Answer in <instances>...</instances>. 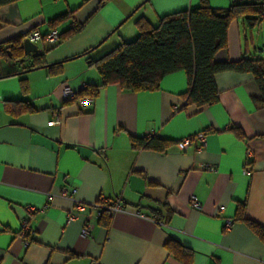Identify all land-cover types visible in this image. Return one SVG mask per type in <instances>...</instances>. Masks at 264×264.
<instances>
[{
    "label": "crops",
    "instance_id": "0c3cea01",
    "mask_svg": "<svg viewBox=\"0 0 264 264\" xmlns=\"http://www.w3.org/2000/svg\"><path fill=\"white\" fill-rule=\"evenodd\" d=\"M201 1L109 0L98 9L99 0H18L0 8V44L35 30L62 34L72 21H86L56 44L38 42L46 64L61 62L60 71H25L31 55L0 56V264H185L166 248L171 238L193 251L190 264H264V236L237 219L245 203V217L264 228V104L256 102L262 94L252 73H217L219 98L202 107L182 96L183 70L164 76L157 90L99 86L83 105L63 94L67 85L79 91L101 84L88 59L135 39L139 18L156 24ZM233 1L207 0L215 8ZM68 11L72 17L51 28ZM252 16L259 18L253 25L244 15L230 22L216 61L264 58V17ZM200 131L207 133L203 149L196 140L178 148L177 141ZM133 136L171 144L137 150ZM101 197L121 205L109 227L93 206ZM77 202L86 209L77 211ZM25 220L28 244L20 236Z\"/></svg>",
    "mask_w": 264,
    "mask_h": 264
},
{
    "label": "trees",
    "instance_id": "16d2710c",
    "mask_svg": "<svg viewBox=\"0 0 264 264\" xmlns=\"http://www.w3.org/2000/svg\"><path fill=\"white\" fill-rule=\"evenodd\" d=\"M18 0H0V8ZM109 0H99L98 9ZM264 10V0H234L226 8H215L207 0L189 10H182L162 16L156 24H152L142 17L136 21L139 33L133 40L122 41L108 52L96 59H88L90 65L95 66L101 75V84L87 86L79 96H93L99 86L111 84L120 85L132 91L157 90L164 76L169 73L183 70L188 78V88L183 97L187 104L202 107L216 102L219 90L215 82V75L222 71H236L252 73L261 91L262 97L255 99L257 103L264 104V58L243 57L237 61H216L215 55L227 47L228 27L230 22L239 17L246 16L251 25L257 19L252 15L260 14ZM68 11L55 19L49 25L56 27L59 23L72 17ZM85 22L72 21L69 29L60 34L59 41L66 39L81 31ZM1 25V20H0ZM24 36L0 44V56L13 61H23L25 55L22 43ZM32 61L25 67L26 70L51 67V71H60L61 62L46 64L44 54H31ZM16 74V73H15ZM14 74H9L11 76ZM28 81L21 78V90L27 92ZM24 105H31L28 101H16ZM28 106L27 108H29ZM131 144L137 150L165 151L170 141L156 137H131ZM108 202L107 206L115 205ZM154 218L161 219L156 209ZM169 214L172 210L168 209ZM245 203L238 209V220L245 221L258 234L264 236V228L245 217ZM112 213L104 208L101 211L99 222L109 227ZM173 256L185 264L192 262L193 251L174 238L165 244Z\"/></svg>",
    "mask_w": 264,
    "mask_h": 264
},
{
    "label": "built area",
    "instance_id": "2783aa9c",
    "mask_svg": "<svg viewBox=\"0 0 264 264\" xmlns=\"http://www.w3.org/2000/svg\"><path fill=\"white\" fill-rule=\"evenodd\" d=\"M260 15L264 17V10H262L260 12ZM59 36H60L59 35V31L57 29L51 30L45 36L40 31H38V30L36 31L35 30V31L30 32V33H27L25 35V38L28 37V38H30L31 41L36 42V43L42 41L43 38H45L47 40V42H49L50 44L53 45V44H56L59 41ZM85 88H87V87H81L79 89V91H74L70 86H68V85L64 86V88H63L64 97L66 99H75V98H77L80 104H82V105L86 104L87 102H89L92 99V97L91 96H87V95L86 96H81V95L79 96V93L82 90H84ZM57 122H59V121L57 120ZM206 135H207V133L205 131H200V132H198V133H196L194 135H190L188 137H185V138L177 141L176 144H177V146H178V148L180 150H185L192 144V142L194 140H196L197 143H198V148L201 150L206 145V142H207ZM250 156H251V151H248L247 152V157H250ZM203 168L204 169H208V170H213V171L215 170V167L211 166V165H205V166H203ZM63 192L65 193V191H63ZM108 202H109L108 199H106L104 197H101L98 202L93 204V206L99 208V210H101V211L104 208H107V209L110 210L111 213H113V211L118 210L121 207L119 202L116 203L115 205L107 206L106 204ZM191 205L193 207H199V201L194 196L191 199ZM76 209H77V211H84L86 209V204L81 203V202H77L76 203ZM26 210L28 212L29 211H34L35 208L34 207H27ZM76 216H77V213L72 212L71 214H69V220L70 221L73 220ZM232 224H233V220L232 219H227L226 222H225V227L227 229H230ZM29 230H30V228L28 226V222H27V220H25L24 223H23V228H22L20 236L23 239H25V243H27V244L29 243V240L26 239V234L29 232ZM88 232H89V226H85L83 228L82 234L83 235H87ZM94 264H100V263L99 262H95Z\"/></svg>",
    "mask_w": 264,
    "mask_h": 264
},
{
    "label": "water",
    "instance_id": "95a60500",
    "mask_svg": "<svg viewBox=\"0 0 264 264\" xmlns=\"http://www.w3.org/2000/svg\"><path fill=\"white\" fill-rule=\"evenodd\" d=\"M22 47L27 56L41 52L38 43L31 41L28 37L24 39Z\"/></svg>",
    "mask_w": 264,
    "mask_h": 264
}]
</instances>
